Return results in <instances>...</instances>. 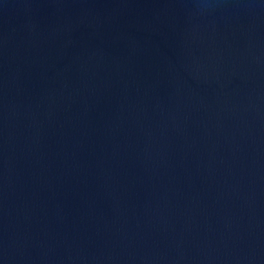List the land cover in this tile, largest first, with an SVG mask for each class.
I'll return each instance as SVG.
<instances>
[{
	"label": "water",
	"instance_id": "water-1",
	"mask_svg": "<svg viewBox=\"0 0 264 264\" xmlns=\"http://www.w3.org/2000/svg\"><path fill=\"white\" fill-rule=\"evenodd\" d=\"M0 264H264V0H0Z\"/></svg>",
	"mask_w": 264,
	"mask_h": 264
}]
</instances>
